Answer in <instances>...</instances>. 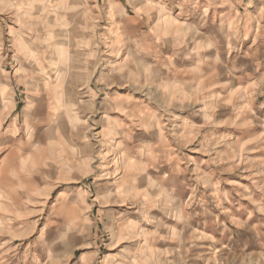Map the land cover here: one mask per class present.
<instances>
[{"label": "rangeland", "instance_id": "1", "mask_svg": "<svg viewBox=\"0 0 264 264\" xmlns=\"http://www.w3.org/2000/svg\"><path fill=\"white\" fill-rule=\"evenodd\" d=\"M109 2L0 0V111L33 112L0 131V264H264V0L214 1L236 51L218 24L138 48Z\"/></svg>", "mask_w": 264, "mask_h": 264}, {"label": "crops", "instance_id": "2", "mask_svg": "<svg viewBox=\"0 0 264 264\" xmlns=\"http://www.w3.org/2000/svg\"><path fill=\"white\" fill-rule=\"evenodd\" d=\"M100 1L102 0H86V5L92 7L98 6ZM120 1L121 0H112V2H109V5L122 6ZM214 1L218 0H124L125 7L130 9L129 12H131V14L128 13V10L126 9V12H124V14L119 17V19H112L108 26L114 25L116 31H119L121 36H124L128 40H132L138 48L143 47L141 45V41L144 40L143 37L145 34H147L146 30H148V32L152 31V33L156 36L162 34L165 36V38H171L173 33L184 32L185 30H188L189 27L190 29L196 28L194 33H198L197 37L201 40L208 41L213 39L216 34L214 31L212 32L211 25L215 26L218 24L219 26H225L226 29L227 10L215 9L214 5H216V2ZM43 5L45 4L43 3ZM64 5L65 4L61 2L56 7L61 8ZM49 7L54 6L51 5ZM220 14L223 16L219 17ZM160 15L166 16L168 18L167 21L158 22L157 19ZM234 17H236V15ZM138 27H141L142 31L139 32ZM231 30V32L234 33L236 28ZM220 32L221 30L219 33ZM222 35H227L226 41H229L228 43H230V40L233 39L232 35L228 33V29L224 30ZM48 36L55 38L51 34ZM192 36L194 37V34ZM181 37H183V35ZM219 37L222 36H219L218 34V38ZM232 42H234V51H236V49H241V42L234 41V39ZM204 43L200 42V44H195L197 46H194V48L199 49L204 47L207 50L208 48L206 47V43ZM212 45L214 46L215 44L212 43ZM29 51L32 52L31 49L28 51L25 50V52H18L21 54H26ZM16 57L17 56L14 58V56H12L11 59L17 60L18 58L16 59ZM18 74H20V72ZM1 75L2 74L0 73V76ZM112 75L114 74H110V77H112ZM66 81L70 82V78ZM58 83H61V81L58 80ZM0 86H3L4 88L6 85ZM1 92L3 96L7 94L4 93V90ZM1 102L2 111H0V115H3L4 118L0 116V131L4 130V133L9 134L16 133V136H18L20 134L19 130H30L29 128L25 127V121L26 118L32 117L33 112L21 110L22 105H26V100L18 99L15 92H13L12 95L10 92V94L8 93L6 97L2 98ZM37 130H47V128H37Z\"/></svg>", "mask_w": 264, "mask_h": 264}, {"label": "bare ground", "instance_id": "3", "mask_svg": "<svg viewBox=\"0 0 264 264\" xmlns=\"http://www.w3.org/2000/svg\"><path fill=\"white\" fill-rule=\"evenodd\" d=\"M44 6V5H43ZM221 16H223L222 14H220L219 15V17H221ZM167 17L166 16H164V15H160L159 16V22H165V21H167ZM53 46V45H52ZM20 51L21 52H25V49L23 50V48H21L20 49ZM110 52V51H109ZM32 52L31 51H29L28 53H26L25 54V56H27V55H30ZM56 55H57V63L58 64H67V62H69V58L67 57V53H66V55H65V51L62 49V47H61V45H59V44H56L55 45V52H54ZM111 53V52H110ZM110 53H108V54H110ZM104 62V61H103ZM105 62L106 63H108V64H113V67H115L116 65L112 62V61H110L109 59H107V60H105ZM56 64V63H55ZM113 69V68H112ZM115 69V68H114ZM119 69V68H118ZM63 68L62 67H60L59 69H58V74L56 75L57 76V79L58 80H60L61 81V79L63 78ZM141 70V69H140ZM137 71V73L136 74H143L144 72H143V70H141V71ZM113 71H117V70H113ZM113 71H111V73H109V74H103V72L102 73H100L99 74V79H100V81H102V82H106L107 83V81L108 80H110L112 77H110V74H112V73H114ZM119 71V70H118ZM139 77V76H138ZM134 80V79H133ZM139 80V79H138ZM69 82V81H68ZM138 83V82H137ZM133 90V89H132ZM110 105V104H109ZM111 119V118H110ZM106 123H107V126H106V135H108L109 137H110V139L108 140V142L110 143V144H112V145H115V147H117L118 146V144H116V140L115 139H111V136H113V130H114V127L112 126V123L109 121V119H107L106 118ZM114 142V143H113ZM119 147V146H118ZM113 148V147H112Z\"/></svg>", "mask_w": 264, "mask_h": 264}]
</instances>
